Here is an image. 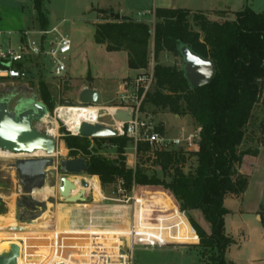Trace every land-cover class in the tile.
<instances>
[{
  "label": "trees",
  "instance_id": "1",
  "mask_svg": "<svg viewBox=\"0 0 264 264\" xmlns=\"http://www.w3.org/2000/svg\"><path fill=\"white\" fill-rule=\"evenodd\" d=\"M34 8L41 30L47 31L49 20L44 0H34ZM101 11L106 17L96 24L98 43L109 51H126L130 69L138 70V74L149 68L151 56L155 61L153 83L143 99L142 109L150 104L178 116H191L200 129L198 148L191 152L182 148L151 151L147 143L139 142L137 155L158 166L160 176L144 163L137 162L134 167L127 163L126 151L132 141L127 136L89 138L72 135L62 127L65 147L72 158L87 160L86 173L99 176L103 188L114 185L116 192L119 179L124 180L128 193L133 186H161L197 231L200 242L196 245L202 249L203 264H234L226 259L234 240L225 229L229 210L224 201L227 196L244 194L249 176L238 168L245 156L257 155L259 146L264 145V11L243 6L232 18L219 21L200 10L158 7L154 10V25L113 10ZM182 45L214 61L216 73L210 84L193 87L185 75L184 61L182 66L160 62L163 53L182 58ZM39 96L51 111L56 97L43 79L39 81ZM260 101L263 118L255 138L259 145L241 149L246 139L253 140L247 136L248 126ZM159 130L164 132V127L159 126ZM105 145L115 148V154L103 152ZM189 156L195 157L196 162L185 171ZM4 186L0 178V188ZM20 203L23 204V199ZM19 209H22L19 219L33 215L25 206ZM194 210L202 211L211 225L210 233L193 220ZM7 211L6 202L0 198V214ZM260 215L264 227V200Z\"/></svg>",
  "mask_w": 264,
  "mask_h": 264
},
{
  "label": "rangeland",
  "instance_id": "2",
  "mask_svg": "<svg viewBox=\"0 0 264 264\" xmlns=\"http://www.w3.org/2000/svg\"><path fill=\"white\" fill-rule=\"evenodd\" d=\"M90 1L94 0H46L45 8L49 15V28L48 39H58L60 36H67L72 42V50L64 59L67 66V71L62 72L60 75L54 73V62L50 57L41 59L45 64V72L38 71L35 76L31 75L26 80H9L0 78V97L10 95L13 93L15 96L10 102V109L14 110L18 104H21L23 99L39 96V81L45 80L50 88V91L56 97V104L49 115L42 121L34 122V126L44 134H51L57 140L56 153L53 155L55 163L48 170V181L45 189L48 191V198L45 199L46 204L38 210L39 218L46 217L44 220L45 226L32 230L26 226V221H22L18 217V213L22 212L17 206V200L22 195V188L19 186L18 175L16 173L15 163L20 158H40L45 154L43 152L35 153H15L8 150L0 149V178L4 182V187L0 188V198L6 202L7 213L0 214V254L10 252L12 244L19 246L20 253L22 249L21 243H26V253L32 252L35 248L48 246L52 236L55 233H67L71 230H87L90 223L89 219L99 223H115L114 220L104 219L103 216L110 215L119 216L111 209L117 205V202L110 201L104 197H116L117 192L113 191L115 186L110 185L107 188L99 187L94 190L91 178L85 173L79 175H65L61 163L63 160L71 159L69 150L65 147L62 139V127L65 118L63 112L61 113L62 119L58 117V113H54V109L61 105H79L80 92L84 89L85 85L97 86L102 90L100 93L101 102L96 106L104 108H114L121 104V97L125 94H136V79L139 75L147 73V70L139 71L138 75L131 72L128 65V54L124 50L109 51L104 44L96 41V21L98 20L97 10L91 7ZM155 1V6H154ZM164 8H187L195 11H204L211 13L219 9L229 8L234 13L242 9L243 6H249L256 12L264 11V0H137L133 11L127 10L125 14L135 19L146 21L154 25L152 10L156 7ZM114 6L119 9L118 4ZM88 7H91L90 9ZM222 14L211 16V19L223 21L234 13ZM106 15L102 13L101 18ZM191 21V18H190ZM193 28L198 29L192 23ZM56 28V31H52ZM37 35H35L36 37ZM36 43L38 40H34ZM151 51H153V43L151 42ZM163 64L179 66L183 65V60L180 56H174L169 53H163L160 58ZM150 64L155 65V61L151 56ZM35 72V70H32ZM134 75V76H133ZM91 79L94 84L91 83ZM128 81L129 85L120 93L121 85ZM142 86V84H141ZM140 86V88H141ZM98 91V90H97ZM264 100V99H263ZM144 112L151 114L154 117L158 126H165L167 133L171 136H181L189 132L197 130V125L194 123L191 116H176L167 110L157 109L150 104H146ZM263 118V103L260 101L254 111L252 120L248 126V138L241 146V149L250 147H257L258 141H255L256 136L260 131V120ZM64 121V122H63ZM102 124H109L111 119L108 115H103L100 120ZM56 125V126H55ZM55 126V127H54ZM185 128V131H180ZM55 129L52 134L49 132ZM67 131V129H66ZM134 142L130 141L127 148V163H144L150 170H156L160 176L162 173L158 166L152 165L150 161H144L137 155L134 148ZM103 152L108 154H115V148L109 145L103 146ZM195 157H188L185 164V171H188L195 165ZM129 164V165H130ZM131 166V165H130ZM249 169V168H248ZM249 171V170H248ZM263 173L262 171H260ZM254 172L253 178L258 179L259 175ZM67 176L74 183L77 182L79 188H85V200L79 202H70L65 197L60 195L59 188L61 185V177ZM82 180H86L91 184L90 190L88 187L82 185ZM97 181V180H96ZM98 186L100 185L97 181ZM157 190L166 191L161 186H155ZM45 189L43 191H35L33 194L45 196ZM79 190L74 191V195L78 194ZM95 191V192H94ZM167 192V191H166ZM95 198L96 201L93 200ZM38 200V199H36ZM264 196L259 194L256 188L251 192V199L247 200L244 208H250L253 205L263 203ZM82 203H92L93 206H83ZM229 213L225 216V229L234 242L227 249L226 259L234 264H244L245 261L250 259L255 252L254 246L249 245L245 236V221L249 220L251 224L261 228L262 223L255 217V213H242L240 210L241 200L232 204L230 201L227 203ZM104 207L98 214L95 209ZM98 214V215H96ZM99 216L100 218H98ZM110 216H108L110 218ZM193 220L207 233L211 232L210 223L204 218L201 210H194L191 212ZM49 218V219H48ZM96 218V219H95ZM114 218V217H113ZM115 219V218H114ZM109 221V222H107ZM34 223V222H33ZM51 223V224H50ZM21 224V225H20ZM22 226V230L15 227ZM48 225V226H47ZM260 226V227H259ZM115 227V226H112ZM98 229V228H96ZM118 230L115 228H111ZM202 249L197 245H164L161 247H154L145 249L142 246H136L133 250V264H203L201 257ZM264 255V247L260 250ZM20 261L22 264L21 256Z\"/></svg>",
  "mask_w": 264,
  "mask_h": 264
},
{
  "label": "built area",
  "instance_id": "3",
  "mask_svg": "<svg viewBox=\"0 0 264 264\" xmlns=\"http://www.w3.org/2000/svg\"><path fill=\"white\" fill-rule=\"evenodd\" d=\"M52 31H56V28ZM41 34L45 36L48 31H42ZM71 48L70 38L60 36L51 41L40 39L36 43V41L30 40L15 47L0 49V76L15 79L28 78L29 70L26 65L31 57L40 59L50 57L60 74L67 70L64 59L70 53ZM18 64L22 65L18 66ZM149 68L147 73L139 75L135 80L136 94L123 95L120 98L119 106L104 108L96 106V104L80 103L77 105L83 109H101L97 110L96 118L84 119L83 122L100 123V118L103 115H108L111 122L105 125L117 130L118 136L130 138L134 142L135 150L139 142L147 143L151 151H169L181 148L187 152L197 150L200 138L199 128L181 136H171L165 131H160L154 117L142 110L143 99L153 83L154 64H150ZM128 85V81H125V89ZM140 90H142L141 94ZM72 106H58L54 109V113H58V117L62 119L61 113L67 112ZM118 109L132 113L133 119L129 121L115 119L114 116ZM65 126L70 134L79 135V129L74 132L66 124ZM91 184L88 182V188L91 187ZM124 184V180L119 179L117 181V196L104 197L117 202V205L111 209L119 216H113L115 219L110 215H108L110 218L103 216L104 219H112L115 223L99 225L90 218L87 230H71L65 234L55 233L48 246L35 248L28 253L24 246L26 243H21L22 264H133V250L136 246L148 249L164 245L199 244L200 237L197 231L177 203L170 207L154 203L150 194L144 196L137 194L136 186H133L132 191L128 193ZM92 186L95 190L94 183ZM103 209L104 207H99V209H95V212L99 214ZM18 264H20L19 260Z\"/></svg>",
  "mask_w": 264,
  "mask_h": 264
},
{
  "label": "water",
  "instance_id": "4",
  "mask_svg": "<svg viewBox=\"0 0 264 264\" xmlns=\"http://www.w3.org/2000/svg\"><path fill=\"white\" fill-rule=\"evenodd\" d=\"M113 16V13L111 14ZM181 55L185 63V75L193 87L208 85L214 79L216 73L215 63L210 58H205L190 47L182 45ZM80 103L99 104L100 93L96 89L84 88L80 92ZM10 98L0 101V149L15 153H35L43 151L44 156L40 158H20L16 160L15 168L18 175L19 186L22 188V195L17 200V206H25L33 211L31 217L21 216L20 220L32 223L40 217L36 213L37 207L46 204L43 197L36 200L33 196L35 191H43L47 185V170L54 165L53 155L56 153L57 140L49 134L40 132L34 122L42 121L49 110L45 103L37 97L23 99L14 110L10 109ZM115 119L129 121L133 114L127 110L118 109ZM79 135L89 138L118 136V131L102 123L82 122L79 128ZM61 168L65 175H79L88 169L87 160L83 157L63 160ZM82 185L88 187V182L82 180ZM77 185L67 176L61 177L59 188L60 195L70 202L85 200V191L74 195ZM23 199V204H21ZM21 225V224H20ZM15 227L22 230V226ZM20 255L19 246L12 244L10 252L0 254V264H18Z\"/></svg>",
  "mask_w": 264,
  "mask_h": 264
},
{
  "label": "crops",
  "instance_id": "5",
  "mask_svg": "<svg viewBox=\"0 0 264 264\" xmlns=\"http://www.w3.org/2000/svg\"><path fill=\"white\" fill-rule=\"evenodd\" d=\"M136 2L137 0H94V1H90L89 4H91L92 8L97 10L98 20L95 23L97 24L99 22L104 21V18H101V15L103 13L101 10H113L114 12L119 13L121 16H127L125 12L127 10L133 11L132 8L135 6ZM45 3H46V0H44V7H45ZM114 4H118L119 9H117L114 6ZM154 6H155V1H154ZM91 7H88V8L90 9ZM156 8H158L157 5L152 10V15H153L152 20L155 19L154 10ZM219 12H225L226 14H230L233 11L229 8H225V9L217 8L211 13H208V12L206 13L211 17V16L221 14ZM47 15H48V12H47ZM48 20H49V15H48ZM48 28H49V24H48ZM41 32L42 30L36 19L34 0H0V49H6L10 46L15 47L22 43H26L27 41H30V40H40V39H42L43 41L44 40L45 41L54 40V39H48L47 38L48 34L45 36H42ZM35 35L37 36L35 37ZM26 67L29 70V76L31 75L35 76V74L38 71L45 72L44 62H42L41 59L37 57H31ZM32 70H35V72H32ZM130 70L131 72L134 73V75L138 74V70H133V69H130ZM53 74L57 76V75H60L61 73L59 74L57 68L55 67ZM0 78H6L9 80L28 79V78L15 79V78L1 77V76ZM91 83L94 84V81L92 79H91ZM84 88L96 89L99 92L102 90L100 87H97L95 85L94 86L85 85ZM124 89H125L124 84H122L120 93L124 91ZM14 96L15 95L13 93H11L10 95H4L0 97V101L3 100L4 98H10L12 100ZM33 97H37V95L36 96L34 95ZM263 99H264V93H263ZM39 101L43 102L41 99ZM165 128H164V131L167 132L168 129H165ZM180 131L181 132L185 131V128H182ZM130 165L134 167L135 163H131ZM238 169L240 172L247 174L249 176V182H248L247 189L244 192V194L241 196H235V195L227 196L224 201L225 206L228 207L227 206L228 201L234 204L240 199L242 205L240 206V210L238 212L240 214L249 213V212L255 213L256 219L260 221V223H262L261 215H260L261 204L259 205L258 203V205H253L250 208L248 207L247 209H245L243 206L245 203H247V200L251 199V192L253 191V188H256L259 191V194L261 196H264V145L259 146V152L257 155L245 156ZM260 171H262L263 173H261ZM254 172H257L256 176L257 174L259 175L258 179L253 178ZM87 175L90 176L91 178H95L93 180L95 181L96 184L98 181V183L100 184L99 187L101 188V181H100L99 176L89 175V174ZM153 188H156V187L155 186H136L135 192L142 196L146 194L148 195L150 194V196H152V200L154 203L164 204L166 207H170L174 205L175 203H177L175 200H173V198L169 195L168 192L153 189ZM93 200L95 199L93 198ZM82 205L87 206V207L93 206L92 203H89V204L82 203ZM227 209L231 210L229 208ZM244 224H245V229H246L245 236L247 239V243L249 245L256 244L254 246L256 253H254L250 259L245 261L244 264H264V255L260 253V250L264 247V227L261 226V228H258V226L251 224L249 220H246Z\"/></svg>",
  "mask_w": 264,
  "mask_h": 264
},
{
  "label": "bare ground",
  "instance_id": "6",
  "mask_svg": "<svg viewBox=\"0 0 264 264\" xmlns=\"http://www.w3.org/2000/svg\"><path fill=\"white\" fill-rule=\"evenodd\" d=\"M97 110L100 111L101 109H92V108L83 109V108H80L78 106H72V108L68 109L67 112H63L64 118H65V124L67 125V127L70 130L77 132L84 119L88 120L90 118H96L97 117V113H96ZM49 132H51L53 134L55 132V129H51ZM37 152H39V151H37ZM40 152H43V151L40 150ZM92 181H94V180H92ZM77 182L78 181H76L75 184H77ZM78 184H79V182H78ZM94 184H95L96 190H98V188H99L98 184H96L95 181H94ZM79 186H77L76 190H79L80 192L85 191V188H79ZM44 192H45V196H40V197H43L45 200L46 198H48L49 193L46 189ZM33 196L35 199H39V198H37L38 197L37 195L33 194ZM47 216H45V217L42 216V218H37L35 221H33L34 223L33 222L32 223H26V226L32 230H37V228H41V227L45 226L44 220H46ZM18 260L21 264L20 257H18Z\"/></svg>",
  "mask_w": 264,
  "mask_h": 264
}]
</instances>
